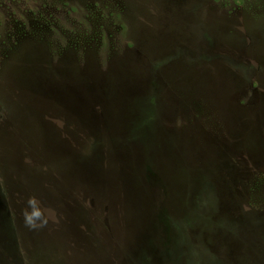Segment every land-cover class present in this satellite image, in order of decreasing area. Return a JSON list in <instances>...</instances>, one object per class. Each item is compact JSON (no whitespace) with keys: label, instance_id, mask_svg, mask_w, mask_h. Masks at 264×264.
I'll list each match as a JSON object with an SVG mask.
<instances>
[{"label":"rangeland","instance_id":"rangeland-1","mask_svg":"<svg viewBox=\"0 0 264 264\" xmlns=\"http://www.w3.org/2000/svg\"><path fill=\"white\" fill-rule=\"evenodd\" d=\"M12 251L264 264V0H0V264Z\"/></svg>","mask_w":264,"mask_h":264},{"label":"clouds","instance_id":"clouds-1","mask_svg":"<svg viewBox=\"0 0 264 264\" xmlns=\"http://www.w3.org/2000/svg\"><path fill=\"white\" fill-rule=\"evenodd\" d=\"M28 206L31 211H25V220L26 223L30 226H34V220L40 219L43 216L42 210L38 207L35 198H30L28 201Z\"/></svg>","mask_w":264,"mask_h":264},{"label":"trees","instance_id":"trees-1","mask_svg":"<svg viewBox=\"0 0 264 264\" xmlns=\"http://www.w3.org/2000/svg\"><path fill=\"white\" fill-rule=\"evenodd\" d=\"M73 125V130L71 131L72 132V135L74 136L73 137V139H74V141H75V145L76 146H80V145H82L81 143H80V139H86V142H87V140L89 139V137L87 136H85V137H83V138H80L79 137V129H77V126H75L74 124H72ZM77 137H79V144H78V141H77ZM18 252L19 251H12V253H9L8 255V257L6 258V264H8L9 263V261H10V258L11 257H15V258H17L18 260L20 259V262H19V264H28L27 263V261L24 259V255H23V252L19 255L18 254Z\"/></svg>","mask_w":264,"mask_h":264}]
</instances>
